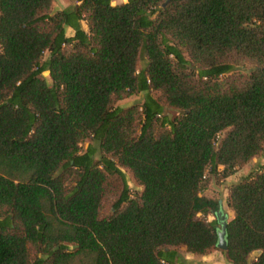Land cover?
<instances>
[{
    "label": "trees",
    "instance_id": "obj_1",
    "mask_svg": "<svg viewBox=\"0 0 264 264\" xmlns=\"http://www.w3.org/2000/svg\"><path fill=\"white\" fill-rule=\"evenodd\" d=\"M53 1L0 0V264L206 255L221 212L207 177L264 151V0H73L49 14ZM86 140L98 149L81 152ZM226 205L227 261L264 264V167Z\"/></svg>",
    "mask_w": 264,
    "mask_h": 264
},
{
    "label": "rangeland",
    "instance_id": "obj_2",
    "mask_svg": "<svg viewBox=\"0 0 264 264\" xmlns=\"http://www.w3.org/2000/svg\"><path fill=\"white\" fill-rule=\"evenodd\" d=\"M127 2V0H112V5H120L122 3ZM75 2L73 0H54L52 2L49 14H53L58 11L62 10H70L75 6ZM81 27L86 30V25L84 22H81ZM72 31L67 30V35H71ZM48 58V53H45L43 56V61ZM145 65V58L143 55L140 56L137 67L141 69ZM253 66L245 65L244 67H237L235 69V73H248ZM43 78L46 80L47 83L50 84V79L47 73H44ZM142 94L131 96L125 100L119 101L117 103L120 107H129L134 104H140L142 102ZM164 114L168 115L170 118H173L178 115V112L174 109L165 108ZM88 145H92L96 149H98V144L96 142H92L91 140H86L80 145V151L84 152ZM98 157V152L96 154V159ZM264 167V151L253 158L251 161L243 165L242 167L238 168L233 175L228 177L227 179L222 178H214V177H207V183L204 184L203 191L201 192L202 195L212 198L214 200L220 201L221 204V213L225 215L226 221H229L232 218V212L228 209L226 205L227 199V189L231 184H234L240 181L245 176L249 175L253 172L261 171ZM121 172L125 176V180L129 188L131 189V194H138L141 192L142 188L136 183L134 180L131 172H129L125 168H120ZM219 170H222L219 167ZM113 188L111 190V194L108 198V202L110 203L114 196L118 193V182L112 180ZM104 209L108 210V205H104ZM209 219H213V217L209 216ZM175 252L177 253L179 260L186 264H230L225 254L220 249H212L206 255L199 256L186 253L183 248H174ZM258 252H255L250 255L249 262L255 260Z\"/></svg>",
    "mask_w": 264,
    "mask_h": 264
},
{
    "label": "water",
    "instance_id": "obj_3",
    "mask_svg": "<svg viewBox=\"0 0 264 264\" xmlns=\"http://www.w3.org/2000/svg\"><path fill=\"white\" fill-rule=\"evenodd\" d=\"M216 221H217V230H216V235H217V242L215 247L217 249H220L222 251H226L227 249V244H226V226H227V221L225 215H223L221 212H218L216 214Z\"/></svg>",
    "mask_w": 264,
    "mask_h": 264
}]
</instances>
